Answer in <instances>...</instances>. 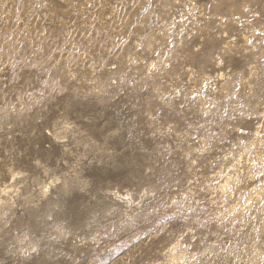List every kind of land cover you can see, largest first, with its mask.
I'll use <instances>...</instances> for the list:
<instances>
[{"label":"rangeland","instance_id":"rangeland-1","mask_svg":"<svg viewBox=\"0 0 264 264\" xmlns=\"http://www.w3.org/2000/svg\"><path fill=\"white\" fill-rule=\"evenodd\" d=\"M0 264H264V0H0Z\"/></svg>","mask_w":264,"mask_h":264},{"label":"bare ground","instance_id":"bare-ground-1","mask_svg":"<svg viewBox=\"0 0 264 264\" xmlns=\"http://www.w3.org/2000/svg\"><path fill=\"white\" fill-rule=\"evenodd\" d=\"M226 182V181H225Z\"/></svg>","mask_w":264,"mask_h":264}]
</instances>
